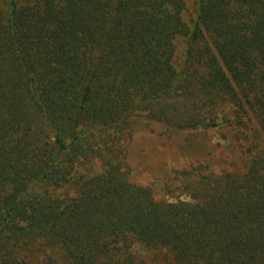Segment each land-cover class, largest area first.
<instances>
[{"label": "trees", "instance_id": "16d2710c", "mask_svg": "<svg viewBox=\"0 0 264 264\" xmlns=\"http://www.w3.org/2000/svg\"><path fill=\"white\" fill-rule=\"evenodd\" d=\"M196 4L0 0V264H264V0ZM140 106L173 129L230 108L255 147L158 198L120 144Z\"/></svg>", "mask_w": 264, "mask_h": 264}, {"label": "rangeland", "instance_id": "374dc122", "mask_svg": "<svg viewBox=\"0 0 264 264\" xmlns=\"http://www.w3.org/2000/svg\"><path fill=\"white\" fill-rule=\"evenodd\" d=\"M187 7L185 19L192 24L197 14L196 0H187ZM185 45V39L176 43L177 67L184 59ZM227 111V117L218 125L173 129L148 118L143 106L134 110L128 117V129L120 139L130 178L139 184H149L158 198L186 199L181 186L188 173L198 168L205 173L243 167L255 147L256 135H252L251 129L236 125L238 120L232 115L233 111L230 108ZM243 120L249 126H256V116L251 111L244 114ZM59 191L68 192L67 189ZM134 251L145 258L155 252L143 246H135Z\"/></svg>", "mask_w": 264, "mask_h": 264}]
</instances>
